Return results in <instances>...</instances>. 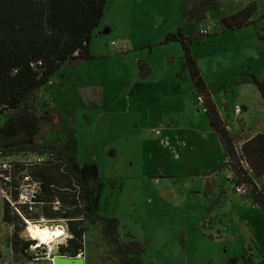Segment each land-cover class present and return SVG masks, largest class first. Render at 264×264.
Segmentation results:
<instances>
[{
  "label": "rangeland",
  "instance_id": "1",
  "mask_svg": "<svg viewBox=\"0 0 264 264\" xmlns=\"http://www.w3.org/2000/svg\"><path fill=\"white\" fill-rule=\"evenodd\" d=\"M238 1L223 0L221 8L208 12V21L215 23L217 14ZM180 4L181 0H110L90 40V51L103 57L76 68L63 63L35 92L34 105L50 109V119L37 138L58 143L80 165L96 166L95 177L86 175L94 207L118 219L123 241L131 235L143 245L144 264H244L242 253L256 261L264 253V212L235 191L228 171H220L224 155L216 132L197 103L196 87L178 74L180 45L132 48L138 39V45L157 41L160 29L176 32ZM107 23L110 31L104 32ZM256 32L252 40L238 36L195 47L221 118L232 132L243 124L249 131L264 129L259 90L253 82L240 80L242 70L248 69L264 79V39ZM142 60L151 68L145 77L137 70ZM234 103L245 107L239 115ZM5 116L0 114V125ZM238 137L245 139L247 132ZM30 158L34 156L18 154L0 160ZM216 162L217 168L204 174ZM211 180L217 184L211 185ZM1 212L0 191V264H14L6 242L10 229L1 221ZM37 224L29 223L31 231L23 233L34 239L33 258L59 253L57 244H65L68 235L50 251L34 238L39 227L49 223ZM108 252L98 225H90L83 235L84 264H116Z\"/></svg>",
  "mask_w": 264,
  "mask_h": 264
},
{
  "label": "trees",
  "instance_id": "2",
  "mask_svg": "<svg viewBox=\"0 0 264 264\" xmlns=\"http://www.w3.org/2000/svg\"><path fill=\"white\" fill-rule=\"evenodd\" d=\"M105 3L106 0H0V114H6L0 125V159L18 154L34 156L20 161L0 160L1 221L10 227L6 242L17 262L34 259L35 252L30 248L34 239L23 233L29 223L39 225L44 220L49 225H65L68 236L66 243L58 247L59 254L75 256L82 252L83 235L96 224L116 264H144L143 245L131 235L123 241L118 219L102 215L94 207L86 175L95 177L96 166L80 165L55 144L37 138L41 126L50 119V109L34 105L35 92L49 83L63 63L75 68L94 57L89 42ZM218 6L217 0H181V13L184 20H201L206 11ZM254 9L250 4L221 17V31L254 23L250 20ZM206 35L211 33L203 27L192 36L177 29L168 33L164 41L180 43L182 74L202 97L203 112L223 149L225 161L220 171H228L234 189L247 186L241 196L250 197L264 212V179L263 185L254 180L264 176V133L245 130L244 124L232 132L221 118L191 49V44ZM150 70L146 62L139 61L140 77L147 76ZM240 74L241 82L256 85L264 107V79L249 69ZM236 105L240 106L238 114L234 111ZM242 109V105L234 103L235 115ZM246 132L247 137L241 140L238 135ZM242 259L244 264H264V254L255 261L250 254L242 253Z\"/></svg>",
  "mask_w": 264,
  "mask_h": 264
},
{
  "label": "crops",
  "instance_id": "3",
  "mask_svg": "<svg viewBox=\"0 0 264 264\" xmlns=\"http://www.w3.org/2000/svg\"><path fill=\"white\" fill-rule=\"evenodd\" d=\"M110 1V0H109ZM109 1L108 0H106V3H105V5H104V8H103V14H102V17H101V19L103 18V16H105V13H106V9L105 8H108V3H109ZM218 2H219V6H218V8H221L223 5V0H217ZM226 2V1H225ZM224 2V3H225ZM239 4V5H238ZM250 4H253L254 5V7H255V9H254V11H253V13H252V15H251V17H250V20L252 21V22H254V23H250V24H247V25H244V26H242V27H239V28H234V29H231V30H226V31H221V24H220V18L221 17H223V16H226V15H230V14H233V13H235V12H237V11H240L241 9H243L244 7H246L247 5H250ZM180 6H181V4H180ZM218 8H216V9H218ZM212 10H214V9H212ZM105 11V12H104ZM180 11H181V9H180ZM209 11H211V10H208V11H206V13H205V17H204V19H201V20H184L183 19V17H182V13H181V20L180 21H178L177 23H175V25L173 26V27H175V28H177V29H182V32H183V34L184 35H186V36H192V35H195L196 34V31L199 29V28H207L208 30H209V33H211V35H206V36H202V38H200L195 44H191L192 46H191V49H192V52L193 53H195V56H196V61H197V65H198V67H199V70H200V72H201V75L203 76V78L205 77L204 76V74H203V72H202V69H201V64H200V62H199V57L201 56H199V54L198 53H196V50H195V47H199V45L201 44V45H205V44H211L210 42H212V41H220V40H222V41H226L225 39H236L238 36H242V37H246L248 40L249 39H253L254 38V30H256L257 32H256V34H257V36L259 37V38H261V39H264V31H263V29H264V0H239L234 6H232V8L231 9H227L226 10V12L224 13V14H217L216 15V21H215V23H214V21H210V22H212V23H210L209 21H208V12ZM101 21V20H100ZM262 22H263V24H262ZM146 24H148L150 27H153L154 28V24H151V22H145ZM261 23V24H260ZM99 25H100V22H99V24H98V26L97 27H99ZM141 26V25H140ZM202 26V27H201ZM110 27H111V24H105V26L103 27V31L104 32H106V31H110ZM176 29V30H177ZM251 29V30H250ZM175 31V29L173 30V29H163V30H159V39L157 40V41H155V42H152V43H146L145 45H138V42H140L139 41V39H138V42L136 43L137 44V46H135V47H132L133 49H141V48H144V47H149V49L151 50L152 48H153V46L154 45H162L164 48H169V47H171L172 45H170L169 46V44H178V45H180V43L178 42V41H164V38H165V36L168 34V33H175L174 32ZM101 32H98V34H100ZM229 37V38H228ZM91 40V39H90ZM134 44V42L132 43V45ZM124 47H126V46H123V48ZM180 48H178L177 50H178V54H180L179 56V58H182V55H183V52H182V49H181V46H179ZM90 49H91V47H90V42H89V51H90ZM122 49V48H121ZM125 49V48H124ZM197 49V48H196ZM123 51V50H122ZM117 52V51H116ZM128 52V51H127ZM126 53V52H125ZM166 53H170V51H166ZM181 53H182V55H181ZM245 53H246V60H249L250 58H249V55H250V53H251V51L248 49V51L246 52L245 51ZM90 54L92 55V56H94L93 58H91V59H94V58H96V57H103V55H96L95 53H92L91 51H90ZM100 54V53H99ZM252 55H253V53H252ZM255 55H259V53L258 54H255ZM167 57H168V55H167ZM175 57V55H174V53H172V58H174ZM91 59H89V60H91ZM170 59V58H169ZM141 60V59H140ZM173 60V59H172ZM84 61H86V60H84ZM84 61H82L81 62V64L84 62ZM142 61H146V60H142ZM181 62H182V59H181ZM146 63H147V61H146ZM148 64V63H147ZM80 66V65H79ZM78 67V66H77ZM76 68V67H75ZM138 70V69H137ZM138 74H139V72H138ZM178 74L179 75H182V71H181V67H180V72H178ZM182 76H184V75H182ZM185 79H188V78H186L185 77ZM205 79V78H204ZM206 81V80H205ZM207 83V82H206ZM207 86H208V84H207ZM208 89H209V87H208ZM209 91H210V89H209ZM195 93H192V95H194ZM210 94H211V96H212V98H213V95H212V92L210 91ZM198 96V95H197ZM197 99V98H196ZM213 100H214V98H213ZM216 103V102H215ZM217 106V105H216ZM243 106V108H245L244 107V105H242ZM217 108H218V111H219V107L217 106ZM193 126H197V125H193ZM153 129V128H152ZM253 132H262V133H264V129H254L253 130ZM50 143H53V142H50ZM55 143H56V141H55ZM54 144V143H53ZM183 144V143H182ZM57 147H59V145H58V143H56L55 144ZM60 148V147H59ZM184 148V147H183ZM61 149V148H60ZM62 150V149H61ZM185 150V148L182 150V152ZM223 155H224V153H223ZM174 156H176V154H174ZM224 161H225V156H224ZM217 162H219V161H217ZM217 162L216 163H211V167L210 168H207V171H205L204 172V174L206 173H209L211 170H213V169H215V168H217V167H213V165H216L217 164ZM224 163V162H223ZM223 163H221V164H223ZM212 168V169H211ZM262 179H264V176L263 177H261V180L260 181H262ZM209 182V181H208ZM208 182H206V183H208ZM215 184H217L214 180H211V185H215ZM253 203V202H252ZM51 226H53V225H51ZM9 229H10V227H9ZM9 232H7V234H9L10 233V230H8ZM6 234V235H7ZM68 235V234H67ZM53 250H54V248H53ZM54 252V251H53ZM10 254H11V256H12V258H13V255H12V253H11V251H10ZM264 254V253H263ZM262 254V255H263ZM51 255H52V253H50V255H47V256H43V257H40V259L39 260H37V259H33V260H29V261H23V262H15V260L13 259V261H14V264H16V263H18V264H33V263H43V264H52L51 263V260H50V258H51ZM82 256L84 257V254L82 253ZM260 258V257H259ZM258 258V259H259ZM258 259H256V260H258Z\"/></svg>",
  "mask_w": 264,
  "mask_h": 264
},
{
  "label": "bare ground",
  "instance_id": "4",
  "mask_svg": "<svg viewBox=\"0 0 264 264\" xmlns=\"http://www.w3.org/2000/svg\"><path fill=\"white\" fill-rule=\"evenodd\" d=\"M30 230V226L28 225ZM57 233H60L59 235ZM62 236H67V231L63 225L57 224L53 226L41 225L34 238H36L41 244L45 243L49 250L52 251L54 244H57ZM37 241V242H38ZM39 244V243H38Z\"/></svg>",
  "mask_w": 264,
  "mask_h": 264
},
{
  "label": "water",
  "instance_id": "5",
  "mask_svg": "<svg viewBox=\"0 0 264 264\" xmlns=\"http://www.w3.org/2000/svg\"><path fill=\"white\" fill-rule=\"evenodd\" d=\"M48 226H51V225H48ZM60 245L62 244H57V248ZM47 255H50V254H47V253L43 254V256H47ZM50 260L52 264H84V257L82 255L81 256H68V255H62L59 253H52Z\"/></svg>",
  "mask_w": 264,
  "mask_h": 264
},
{
  "label": "built area",
  "instance_id": "6",
  "mask_svg": "<svg viewBox=\"0 0 264 264\" xmlns=\"http://www.w3.org/2000/svg\"><path fill=\"white\" fill-rule=\"evenodd\" d=\"M201 32L204 31V30H200ZM39 63V62H37ZM197 103L199 104V107L201 108L202 111H205V107L203 106V100H202V97L200 95L197 96ZM234 111L236 114H238L240 112V106L239 105H236L235 108H234ZM155 133H158L159 131L158 130H154ZM36 160L37 161H40L41 158L40 157H36ZM244 162V161H243ZM231 178V175H227V179H230ZM235 191L240 193V194H245L247 192V189L245 187V185H238L235 187ZM33 247V246H32ZM31 247V250H34L35 247L32 248ZM48 254V253H47ZM82 255V252H79L77 253L75 256H81ZM36 256V255H34Z\"/></svg>",
  "mask_w": 264,
  "mask_h": 264
},
{
  "label": "snow or ice",
  "instance_id": "7",
  "mask_svg": "<svg viewBox=\"0 0 264 264\" xmlns=\"http://www.w3.org/2000/svg\"><path fill=\"white\" fill-rule=\"evenodd\" d=\"M31 231V230H30ZM58 235L60 234V233H57Z\"/></svg>",
  "mask_w": 264,
  "mask_h": 264
}]
</instances>
